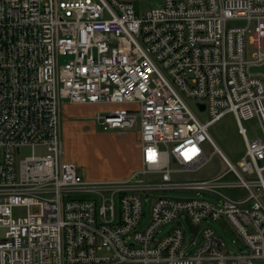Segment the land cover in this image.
<instances>
[{
  "label": "built area",
  "instance_id": "obj_1",
  "mask_svg": "<svg viewBox=\"0 0 264 264\" xmlns=\"http://www.w3.org/2000/svg\"><path fill=\"white\" fill-rule=\"evenodd\" d=\"M263 65L264 0H0V264L264 262V74L250 71ZM65 104L103 107L105 131L138 128L141 169L86 179L65 158ZM228 112L238 166L210 134ZM206 143L228 170L183 179L209 162Z\"/></svg>",
  "mask_w": 264,
  "mask_h": 264
},
{
  "label": "rangeland",
  "instance_id": "obj_2",
  "mask_svg": "<svg viewBox=\"0 0 264 264\" xmlns=\"http://www.w3.org/2000/svg\"><path fill=\"white\" fill-rule=\"evenodd\" d=\"M162 4L163 0H139V5H141L143 12L150 11ZM188 103L201 120H210L207 112H200L197 110L196 100H189ZM94 115L95 111L85 115L88 116L87 118L80 117V122L77 125L79 129L73 133H69L70 136L68 135V137L65 135V153L75 157L78 164L77 167L81 174H83L85 170L105 174L110 177L125 169L127 159L130 156L127 141H125V138H127L125 134L127 135V133H129L133 135L137 128L131 130L114 129L105 131L102 126L93 121ZM242 125L246 129L250 139L256 134L261 135L256 119L243 121ZM210 134L225 157L233 165L238 166L245 156L247 148L243 136L239 133V125L235 115L231 112L226 113L219 121L210 127ZM203 147L206 155L210 158L209 162L198 172L183 176V179L207 181L222 176L228 170L227 164L223 161L220 154L214 151V148L210 144L206 143ZM229 177L230 175L227 176V178ZM162 195L175 198L196 197V193L185 191L167 192ZM151 208L152 200H149L148 203L144 205L146 215L142 220L143 226L147 225L150 220ZM205 225H210L218 231L229 250L244 248L243 244L240 242H234L238 237L230 226H227V228L223 230L219 227V224L212 221L205 222L203 226ZM255 264H264V262H257Z\"/></svg>",
  "mask_w": 264,
  "mask_h": 264
},
{
  "label": "crops",
  "instance_id": "obj_3",
  "mask_svg": "<svg viewBox=\"0 0 264 264\" xmlns=\"http://www.w3.org/2000/svg\"><path fill=\"white\" fill-rule=\"evenodd\" d=\"M104 109L101 106L96 105H72V104H65L64 105V113H63V141H64V149L66 150V142H65V135L70 136L69 133H73L74 131L78 130L79 127L77 126L80 122V117L87 118L85 116L89 114V112L97 111ZM93 110V111H90ZM89 111V112H88ZM84 120V119H83ZM94 122H96L93 119ZM128 135V136H127ZM125 136V141H127L128 149L130 151V156L127 159L126 167L123 171L117 172L113 175L106 176L105 174H99L93 171H85L82 174L86 179L92 181H105V180H122L126 179L131 176L134 172L138 171L142 167V146L140 142L138 128L136 129L135 133L129 134L127 133ZM66 160L77 164V160L71 154L65 153Z\"/></svg>",
  "mask_w": 264,
  "mask_h": 264
},
{
  "label": "water",
  "instance_id": "obj_4",
  "mask_svg": "<svg viewBox=\"0 0 264 264\" xmlns=\"http://www.w3.org/2000/svg\"><path fill=\"white\" fill-rule=\"evenodd\" d=\"M250 71L254 72V73H262V74H264V65L263 66H258V67H251ZM198 108L203 111L205 109V106L202 105V104H199ZM197 230H198V228H196L195 232H197Z\"/></svg>",
  "mask_w": 264,
  "mask_h": 264
}]
</instances>
